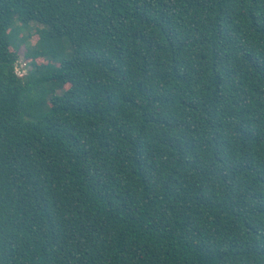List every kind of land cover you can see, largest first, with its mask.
Segmentation results:
<instances>
[{
    "label": "trees",
    "instance_id": "obj_1",
    "mask_svg": "<svg viewBox=\"0 0 264 264\" xmlns=\"http://www.w3.org/2000/svg\"><path fill=\"white\" fill-rule=\"evenodd\" d=\"M0 264H264V0H0Z\"/></svg>",
    "mask_w": 264,
    "mask_h": 264
},
{
    "label": "rangeland",
    "instance_id": "obj_2",
    "mask_svg": "<svg viewBox=\"0 0 264 264\" xmlns=\"http://www.w3.org/2000/svg\"><path fill=\"white\" fill-rule=\"evenodd\" d=\"M21 35H28V39H27V43H23V44H20L19 46V50H18V55L21 57H25L26 59H29V57L27 58L24 54L26 52V49L27 47H30V45H33L37 39H38V35L36 34V31H35V24L34 23H31L29 24L27 27H25L23 30L20 31V33L18 34V37L21 36ZM37 62H46L45 59L43 58H37L36 59ZM31 65V63H30ZM68 88V84H65L63 85V87L59 88L58 90L59 91H62L64 89H67Z\"/></svg>",
    "mask_w": 264,
    "mask_h": 264
},
{
    "label": "built area",
    "instance_id": "obj_3",
    "mask_svg": "<svg viewBox=\"0 0 264 264\" xmlns=\"http://www.w3.org/2000/svg\"><path fill=\"white\" fill-rule=\"evenodd\" d=\"M26 64L23 58L16 59L13 65L14 74L18 77H24L28 73Z\"/></svg>",
    "mask_w": 264,
    "mask_h": 264
}]
</instances>
